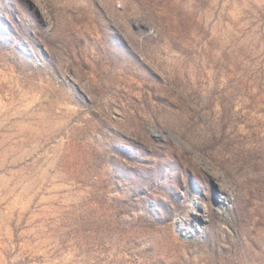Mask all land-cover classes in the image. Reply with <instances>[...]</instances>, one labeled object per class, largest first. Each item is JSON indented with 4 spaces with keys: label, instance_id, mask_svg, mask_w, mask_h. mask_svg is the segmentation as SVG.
<instances>
[{
    "label": "rangeland",
    "instance_id": "obj_1",
    "mask_svg": "<svg viewBox=\"0 0 264 264\" xmlns=\"http://www.w3.org/2000/svg\"><path fill=\"white\" fill-rule=\"evenodd\" d=\"M0 264H264V0H0Z\"/></svg>",
    "mask_w": 264,
    "mask_h": 264
}]
</instances>
